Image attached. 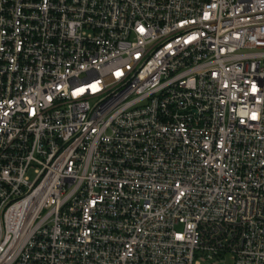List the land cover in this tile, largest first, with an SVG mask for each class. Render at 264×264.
Returning a JSON list of instances; mask_svg holds the SVG:
<instances>
[{"label":"built area","instance_id":"built-area-1","mask_svg":"<svg viewBox=\"0 0 264 264\" xmlns=\"http://www.w3.org/2000/svg\"><path fill=\"white\" fill-rule=\"evenodd\" d=\"M0 264H264V0H0Z\"/></svg>","mask_w":264,"mask_h":264},{"label":"rangeland","instance_id":"rangeland-1","mask_svg":"<svg viewBox=\"0 0 264 264\" xmlns=\"http://www.w3.org/2000/svg\"><path fill=\"white\" fill-rule=\"evenodd\" d=\"M28 176H30V179L33 181V179L35 178V173L34 172H30L28 174Z\"/></svg>","mask_w":264,"mask_h":264}]
</instances>
